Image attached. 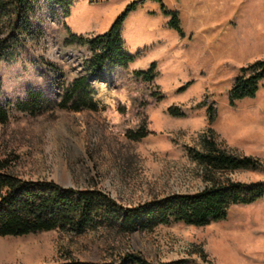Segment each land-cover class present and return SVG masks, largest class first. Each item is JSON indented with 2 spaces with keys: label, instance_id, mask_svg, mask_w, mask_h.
I'll return each instance as SVG.
<instances>
[{
  "label": "rangeland",
  "instance_id": "rangeland-1",
  "mask_svg": "<svg viewBox=\"0 0 264 264\" xmlns=\"http://www.w3.org/2000/svg\"><path fill=\"white\" fill-rule=\"evenodd\" d=\"M132 0H73L69 13L42 0L35 23L44 35L15 58L0 62V159L29 179L75 188H100L126 205L172 192L197 191L227 179H264V78L254 97L229 101L242 66L264 59V0H163L178 12L184 34L173 28L161 2L144 0L124 20L121 33L135 59L107 64L92 75L97 109L56 105L73 79L87 72V46L64 42L67 28L86 38L106 31ZM46 61V62H43ZM157 62L151 81L134 70ZM41 89L35 112L27 90ZM186 112L179 116L169 106ZM212 108V120L209 116ZM147 129L142 139L131 137ZM258 165L210 169L194 156L208 140ZM129 251L151 261L187 258V264H264V196L230 208L206 225L159 224L124 231L108 224L77 234L53 229L0 235V264H52L72 259L119 261Z\"/></svg>",
  "mask_w": 264,
  "mask_h": 264
},
{
  "label": "trees",
  "instance_id": "trees-1",
  "mask_svg": "<svg viewBox=\"0 0 264 264\" xmlns=\"http://www.w3.org/2000/svg\"><path fill=\"white\" fill-rule=\"evenodd\" d=\"M42 0H0V62L15 58L28 41H38L44 35L35 23L38 5ZM59 6L67 15L73 0H46ZM144 0H132L117 15L112 25L104 32L86 38L83 34L71 32L67 28L64 42L79 41L87 46L89 58L87 72L77 75L61 93L58 107L72 110L97 109L93 100L92 75H97L107 64L127 66L135 59L128 52L122 37L121 27L128 13L136 9ZM162 10L171 16L169 24L184 34L178 12L166 7ZM46 62V61H43ZM157 62L152 61L147 68L135 69V76L151 81L156 75ZM264 78V59L242 66L229 89V101L254 97ZM0 76V86H1ZM43 101L50 102L41 89L30 88L24 102L35 112ZM169 112L183 116L184 110L169 106ZM212 120V108L209 107ZM9 120L7 104L0 101V123ZM149 131L138 129L131 137L142 139ZM207 151L193 154L210 169H241L258 165L255 158L236 156L216 147L215 141L208 140ZM10 160L0 159V235H24L41 231L61 229L82 234L100 225L116 226L124 231L138 229L151 230L159 224L184 222L197 226L225 219L230 208L238 204H250L264 196V179L258 181H238L227 179L215 182L197 191L172 192L155 196L135 205H126L100 188H75L64 186L54 180L23 178L10 171ZM187 258L168 261H151L142 253L129 251L119 261H93L72 259L52 264H187Z\"/></svg>",
  "mask_w": 264,
  "mask_h": 264
}]
</instances>
